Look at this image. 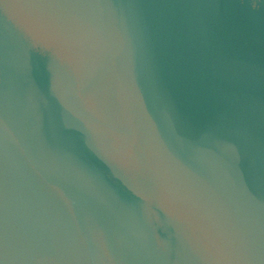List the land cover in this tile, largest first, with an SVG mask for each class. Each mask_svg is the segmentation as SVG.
<instances>
[{
    "label": "water",
    "instance_id": "obj_1",
    "mask_svg": "<svg viewBox=\"0 0 264 264\" xmlns=\"http://www.w3.org/2000/svg\"><path fill=\"white\" fill-rule=\"evenodd\" d=\"M0 264H264V0H0Z\"/></svg>",
    "mask_w": 264,
    "mask_h": 264
}]
</instances>
